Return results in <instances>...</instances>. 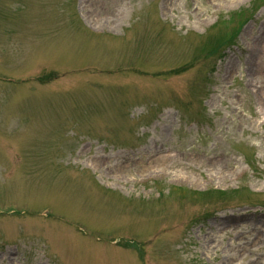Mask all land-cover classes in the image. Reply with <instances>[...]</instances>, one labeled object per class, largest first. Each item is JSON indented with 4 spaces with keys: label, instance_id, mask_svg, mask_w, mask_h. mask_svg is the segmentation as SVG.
I'll return each mask as SVG.
<instances>
[{
    "label": "rangeland",
    "instance_id": "rangeland-1",
    "mask_svg": "<svg viewBox=\"0 0 264 264\" xmlns=\"http://www.w3.org/2000/svg\"><path fill=\"white\" fill-rule=\"evenodd\" d=\"M0 264H264V0H0Z\"/></svg>",
    "mask_w": 264,
    "mask_h": 264
}]
</instances>
